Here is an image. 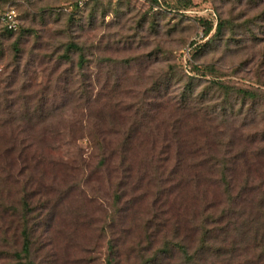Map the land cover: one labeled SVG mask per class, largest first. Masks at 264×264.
Listing matches in <instances>:
<instances>
[{"label":"rangeland","instance_id":"obj_1","mask_svg":"<svg viewBox=\"0 0 264 264\" xmlns=\"http://www.w3.org/2000/svg\"><path fill=\"white\" fill-rule=\"evenodd\" d=\"M263 8L0 0V264H264ZM214 80L253 96L181 105Z\"/></svg>","mask_w":264,"mask_h":264},{"label":"trees","instance_id":"obj_2","mask_svg":"<svg viewBox=\"0 0 264 264\" xmlns=\"http://www.w3.org/2000/svg\"><path fill=\"white\" fill-rule=\"evenodd\" d=\"M242 1V0H240ZM252 4H255L256 7L259 6L261 2H264V0H251ZM260 22H264V8L257 12L256 14H253L247 18L244 19L243 23L240 25V27H246V31L249 30V34L252 35L254 39H259V32L253 28V25H256L257 27H263V24H259ZM5 25V24H4ZM237 24L234 19L232 18H220L217 30L218 34H226L225 29H229V33L227 34V37L231 35L234 40V34L236 32ZM5 28L8 32H13L11 29L5 25ZM210 30V29H209ZM263 30L261 29V32ZM230 40V39H229ZM77 50L80 49L79 45L75 42H70L67 50V54H63V57L71 60L70 51L71 50ZM18 50V49H17ZM79 66L82 67L84 65V59L82 58V54L79 60ZM197 70L199 71H213L214 67L211 65H204V66H197ZM196 87L197 85L192 81L190 84L188 83L184 94L181 99V105L185 108L191 107L194 108L197 103H204L205 101H208L209 95L212 93V90H214V93H218L223 100L221 106L224 107L223 109H227V107L233 108L234 107V101L233 98L238 97L243 100V102L246 101L247 98L252 97L253 93H251L249 90L246 89H239L236 88L233 85L224 83L222 80H214L213 83H210L205 91L201 93L199 97H196ZM193 103V104H192ZM31 253V240L28 230H25L24 232V244H23V254L25 258H28Z\"/></svg>","mask_w":264,"mask_h":264},{"label":"built area","instance_id":"obj_3","mask_svg":"<svg viewBox=\"0 0 264 264\" xmlns=\"http://www.w3.org/2000/svg\"><path fill=\"white\" fill-rule=\"evenodd\" d=\"M0 20L11 30H16L19 27L18 15L14 9L1 13Z\"/></svg>","mask_w":264,"mask_h":264}]
</instances>
